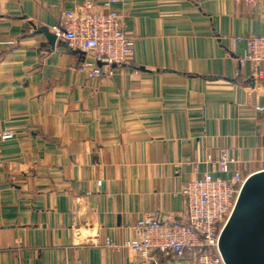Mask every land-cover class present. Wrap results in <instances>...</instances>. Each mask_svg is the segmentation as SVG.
Listing matches in <instances>:
<instances>
[{"label": "crops", "instance_id": "crops-1", "mask_svg": "<svg viewBox=\"0 0 264 264\" xmlns=\"http://www.w3.org/2000/svg\"><path fill=\"white\" fill-rule=\"evenodd\" d=\"M84 1L0 0V264H185L101 246L183 221V185L216 174L200 162L217 147L264 173V77L238 64L264 0H121L133 55L102 80L49 37Z\"/></svg>", "mask_w": 264, "mask_h": 264}, {"label": "built area", "instance_id": "built-area-1", "mask_svg": "<svg viewBox=\"0 0 264 264\" xmlns=\"http://www.w3.org/2000/svg\"><path fill=\"white\" fill-rule=\"evenodd\" d=\"M251 2L252 0H243ZM121 0H104L95 5L89 0L73 10L62 11L50 27L54 42L79 51L90 60L83 61L76 71L90 79L102 80L113 76L118 67L133 55V42L126 36L122 16L117 10ZM1 15V13H0ZM241 42V39L237 40ZM246 53L238 60L240 67L250 66L252 79L262 80L264 73V35L248 36ZM13 137L10 131L0 132V168L3 165L1 145ZM216 155H207L200 162L215 173L187 181L182 188L185 202L184 220L172 216L145 218L136 224L139 238L115 242L105 239L102 246L113 253L130 252L146 260L151 253L175 255L185 264H224L218 250L221 231L234 211L244 183L236 168L237 159L224 147H217ZM198 166L199 163H194Z\"/></svg>", "mask_w": 264, "mask_h": 264}, {"label": "water", "instance_id": "water-1", "mask_svg": "<svg viewBox=\"0 0 264 264\" xmlns=\"http://www.w3.org/2000/svg\"><path fill=\"white\" fill-rule=\"evenodd\" d=\"M49 37L53 45L54 36L49 35ZM263 180L264 173L250 175L240 192L231 218L221 231L218 250H220L224 264H264V205L260 209L255 207L251 211L240 210L245 197L248 196L247 190L251 186L255 188L253 196L258 198L260 195L261 200H264ZM256 214H259V217L255 218ZM242 216L245 217L244 221L239 220L240 218L242 220ZM252 216L255 218L252 219L254 222L260 221L259 225L252 223V220L249 221L251 224H248L247 219Z\"/></svg>", "mask_w": 264, "mask_h": 264}, {"label": "rangeland", "instance_id": "rangeland-1", "mask_svg": "<svg viewBox=\"0 0 264 264\" xmlns=\"http://www.w3.org/2000/svg\"><path fill=\"white\" fill-rule=\"evenodd\" d=\"M263 184H264V180H263ZM260 190V189H259ZM248 192V196H247V198L245 197V200H244V203H243V205H242V207H241V211H251V209H253V208H255V207H257L258 209H260V207L262 206V205H264V200L262 201L261 200V197H260V195L258 196V198H256V197H254L253 196V192L255 191V188H254V186H251V188L249 189V190H247ZM258 193H259V191H258ZM262 193H264V188H263V190H262ZM251 213V215H252V212H250ZM243 215V214H242ZM257 217H259V214H256L255 215V218H257ZM253 216H252V218H249V219H247V222H249L250 220H252V219H255ZM240 221H244L245 220V217L244 216H242V220H241V218L239 219ZM251 222V221H250ZM248 223V224H251V223ZM245 223V222H244ZM243 223V224H244ZM252 223H255V224H257V225H259L260 224V221L258 220V221H256V222H254L253 220H252ZM263 225H264V221H263Z\"/></svg>", "mask_w": 264, "mask_h": 264}]
</instances>
